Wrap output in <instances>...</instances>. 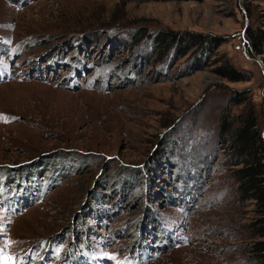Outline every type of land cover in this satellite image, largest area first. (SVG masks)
<instances>
[{
  "label": "rangeland",
  "instance_id": "1",
  "mask_svg": "<svg viewBox=\"0 0 264 264\" xmlns=\"http://www.w3.org/2000/svg\"><path fill=\"white\" fill-rule=\"evenodd\" d=\"M243 1L0 0V264H255L216 138L264 110V0ZM172 29L223 42L182 75L191 51L151 44Z\"/></svg>",
  "mask_w": 264,
  "mask_h": 264
},
{
  "label": "trees",
  "instance_id": "2",
  "mask_svg": "<svg viewBox=\"0 0 264 264\" xmlns=\"http://www.w3.org/2000/svg\"><path fill=\"white\" fill-rule=\"evenodd\" d=\"M245 1L251 0L243 2ZM247 9L250 10V7ZM244 33L247 42L254 47L256 53H261L264 31L247 27ZM150 36L146 32L140 34L141 38ZM133 38L131 35L132 40ZM152 39L154 41L151 40V44L156 45L155 55L158 59L164 60L169 51L174 52L176 57L174 59L184 57L188 51H191L194 60L188 66L187 73L182 75L201 69L206 58L210 57L223 42V39L215 35L191 30L180 32L173 29L156 32ZM213 71L229 81L246 79L244 73L234 68L228 61L221 62L213 68ZM230 101L233 104L244 102L241 97L232 98ZM262 116L255 105L250 103L236 115H230L228 110H224L219 116L216 137L225 155L224 164L230 168L229 178L235 185V195L240 203L253 204L256 218L250 226L252 236L257 239L251 244V257L255 264H264V117Z\"/></svg>",
  "mask_w": 264,
  "mask_h": 264
}]
</instances>
